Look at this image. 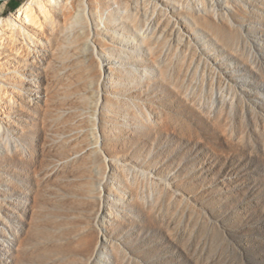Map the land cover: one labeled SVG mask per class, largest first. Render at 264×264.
Wrapping results in <instances>:
<instances>
[{
    "label": "rangeland",
    "instance_id": "374dc122",
    "mask_svg": "<svg viewBox=\"0 0 264 264\" xmlns=\"http://www.w3.org/2000/svg\"><path fill=\"white\" fill-rule=\"evenodd\" d=\"M26 1L0 0V264H264V0Z\"/></svg>",
    "mask_w": 264,
    "mask_h": 264
},
{
    "label": "bare ground",
    "instance_id": "6f19581e",
    "mask_svg": "<svg viewBox=\"0 0 264 264\" xmlns=\"http://www.w3.org/2000/svg\"><path fill=\"white\" fill-rule=\"evenodd\" d=\"M37 2V0H28V1H26L24 4H22L18 9H17V11H16V14H17V16H18V18L21 16L23 19H22V23L24 24V25H28L29 23H30V21L34 18V12H33V4L34 3H36ZM74 1L72 0L71 2H70V8L72 9V8H75V5H74ZM82 10L84 11V12H86V10H87V8H86V6L84 5L83 7H82ZM15 25H12L11 26V30L13 31V30H15Z\"/></svg>",
    "mask_w": 264,
    "mask_h": 264
}]
</instances>
